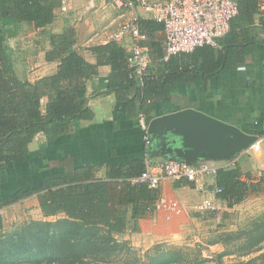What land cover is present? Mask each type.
<instances>
[{
  "label": "trees",
  "instance_id": "16d2710c",
  "mask_svg": "<svg viewBox=\"0 0 264 264\" xmlns=\"http://www.w3.org/2000/svg\"><path fill=\"white\" fill-rule=\"evenodd\" d=\"M61 5L62 0H0V171L10 164L27 163L29 144L38 133L53 141L93 118L88 86L100 65L108 64L112 71L106 89L96 94L114 92L128 117L138 120L143 113L148 124L155 117L157 101L171 96L179 84L206 82L249 60L264 61V0H240L230 30L215 46L203 45L165 60V52L155 45L156 39L152 41V62L142 80L120 42L91 46L97 61L87 60L75 46L77 33L72 26L50 34L45 58L59 62L53 73L34 81L18 77L9 39L19 34L22 23L48 26ZM139 21L142 32L146 27L152 32L163 29L154 19ZM253 133L264 135V128ZM103 165L106 170L100 177L96 170ZM144 169V158L74 167L51 172L38 186L0 199L2 208L35 194L44 217L61 214L25 221L4 232L0 212V264H176L183 258L180 249L142 251L117 237L129 228L132 218L153 214L159 189L129 181ZM243 175L238 162L217 170L216 195L228 207L264 192L262 179ZM244 234L248 251L259 247L264 242V214Z\"/></svg>",
  "mask_w": 264,
  "mask_h": 264
},
{
  "label": "crops",
  "instance_id": "0c3cea01",
  "mask_svg": "<svg viewBox=\"0 0 264 264\" xmlns=\"http://www.w3.org/2000/svg\"><path fill=\"white\" fill-rule=\"evenodd\" d=\"M73 1L69 3L66 10L57 8L55 19L48 26L35 28L33 25L22 23L19 34L9 39V44L13 49L14 68L18 77L34 81L57 69L59 62L47 61L45 53L51 47L50 34L61 33L67 26L76 29V48L87 60L96 63V55L90 47L110 41L111 35L108 36V32L104 31V26L94 28L85 22L84 29L80 21L72 24L70 8ZM94 2L95 0H92V4ZM130 15V11L121 9L119 15L115 18L110 16L107 21L119 26ZM140 15L141 19H154L147 11L143 13L140 11ZM93 33H99L101 36L92 37ZM143 33L146 37L141 40L142 44L150 49L152 41L156 39L157 44L155 45L160 46V50L165 52L166 41L163 29L152 32L149 27H146ZM132 42L133 38L127 36L120 43L129 51ZM154 52H156L155 48ZM111 71L110 65H100L98 74L89 81V106L94 113L92 119L81 121L77 130L61 134L53 141H48L44 133H38L29 144L28 162L10 164L6 170L0 171V199L38 186L41 180L51 172L102 163L123 164L136 158L145 159L147 157L151 161L175 158L173 156L152 158L149 154V147L145 145L143 130L138 124L137 117L127 116L114 92L96 94L106 89ZM190 107L234 123L246 132H249L247 130L252 131L249 133L262 130L264 128V61L249 60L235 69L222 70L206 82L194 81L179 84L171 96L157 101L155 117ZM246 152L249 151H242L236 158L244 178L246 174H250L248 171L250 161L245 157ZM261 152L264 153V147ZM263 153L261 154L264 158ZM228 161L230 160L208 162L221 166ZM105 170V165L100 166L96 174L102 177ZM198 183L203 184L209 195L213 196L219 206L217 210L198 211L196 209V205L207 195V192L204 193L198 189ZM198 183L186 179L162 181L157 188L160 195L177 197L186 205V211L183 214H175L170 219H166L164 213L160 211L153 212L147 217L132 218L129 228L123 233H118L117 237L129 240L137 248L147 249L156 242L175 241L177 237H182L192 223L197 228L198 235L195 237L201 239L199 234L204 233L203 229L208 220L200 218L195 214L196 212H213L220 215L224 210L236 208L248 199L246 198L231 208L217 197L215 177L206 175ZM19 203L31 205L41 212L39 200L35 194L2 206L0 212L1 209Z\"/></svg>",
  "mask_w": 264,
  "mask_h": 264
},
{
  "label": "built area",
  "instance_id": "2783aa9c",
  "mask_svg": "<svg viewBox=\"0 0 264 264\" xmlns=\"http://www.w3.org/2000/svg\"><path fill=\"white\" fill-rule=\"evenodd\" d=\"M72 0H62L60 8L66 10ZM117 8L130 11L131 15L123 21L114 31L111 40L122 42L127 36L133 38L129 49V65L133 67L140 80L146 73L152 57L148 46L141 43L146 35L140 27L139 5L145 11L150 12L158 23L163 25L165 35L164 59L168 60L172 55L181 52H192L203 45H217V39L230 30L231 20L239 13L240 0H108ZM138 124L143 130L145 145L151 144L148 133V124L145 115L140 113ZM264 147V135H258L256 141L246 151L259 152ZM236 160L228 161L223 165H215L208 161H200L189 164L185 160L169 158L163 161H151L145 158V169L136 176L129 178L132 184H147L152 189L159 188L162 181L174 179H186L190 182H200L206 175L215 177L220 167L232 166ZM202 192L206 193L203 184H197ZM219 206L212 195L204 196L196 205L198 211L217 210ZM153 212H163L166 219L175 214H183L186 205L177 197H169L161 194L155 201ZM207 248L202 252L206 254Z\"/></svg>",
  "mask_w": 264,
  "mask_h": 264
},
{
  "label": "rangeland",
  "instance_id": "374dc122",
  "mask_svg": "<svg viewBox=\"0 0 264 264\" xmlns=\"http://www.w3.org/2000/svg\"><path fill=\"white\" fill-rule=\"evenodd\" d=\"M138 8L142 13L145 11L140 5ZM70 9L72 24H77L80 21L84 25V29L85 22L94 28L104 26V31L108 32V36L117 30L118 25L113 22L108 23L107 19L110 16L115 18L120 14L121 9L108 0H95L94 4H92V0H74ZM91 36L97 38L101 34L93 33ZM151 141L148 150H150L149 154L152 158H165L171 153L169 148L175 146L171 137L159 139L156 143L152 139ZM155 144L158 145L159 153L152 156ZM261 153L263 152L250 151L245 153V157L250 161L248 170L250 175L255 180L262 179L264 181V158ZM206 160L211 161V159ZM1 214L4 232L32 219H54L61 216L60 214L44 217L42 211L38 212L31 205L23 203L1 209ZM195 214L208 220L203 229L204 233L199 234L201 242V239L195 237L198 235L197 228L191 223L186 233H183L182 237H177L175 241L163 240L141 250L146 251L156 247V249L165 252H172L173 249H180V255L183 258L176 264H264V242L253 251H248L249 249L245 245L246 235H243V232L250 228L254 220L264 214V192L249 196L243 204L231 210H224L220 215L213 212H196ZM203 247L207 248L206 254L202 252Z\"/></svg>",
  "mask_w": 264,
  "mask_h": 264
},
{
  "label": "water",
  "instance_id": "95a60500",
  "mask_svg": "<svg viewBox=\"0 0 264 264\" xmlns=\"http://www.w3.org/2000/svg\"><path fill=\"white\" fill-rule=\"evenodd\" d=\"M148 133L155 143L171 137L175 146L169 148L171 153L166 157L173 156L189 164L206 159L236 160L258 138L234 123L192 107L154 117L148 123ZM158 153L155 144L152 156Z\"/></svg>",
  "mask_w": 264,
  "mask_h": 264
}]
</instances>
